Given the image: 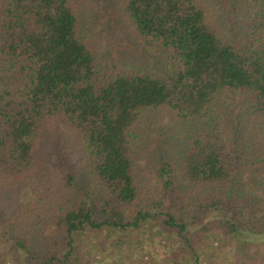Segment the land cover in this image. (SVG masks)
I'll use <instances>...</instances> for the list:
<instances>
[{
	"label": "trees",
	"instance_id": "trees-1",
	"mask_svg": "<svg viewBox=\"0 0 264 264\" xmlns=\"http://www.w3.org/2000/svg\"><path fill=\"white\" fill-rule=\"evenodd\" d=\"M230 1L231 21L215 0H0V191L61 203L51 250L0 224L6 251L0 264H92L74 234L105 226L137 230L152 218L134 208L143 192L134 138L164 112L184 128L185 145L177 161L164 159L156 168L150 196L180 239V253L188 246L198 259L188 230L213 210L226 208L233 217L204 232H264V189L239 196L230 187L238 170L255 175L264 159V0ZM100 5L132 45L160 57L157 66L100 67L83 31ZM50 138L63 144L61 164L47 156ZM79 169L98 182L90 197L78 187ZM197 185L213 189L211 195L196 196ZM42 202L22 208L30 214Z\"/></svg>",
	"mask_w": 264,
	"mask_h": 264
},
{
	"label": "rangeland",
	"instance_id": "rangeland-1",
	"mask_svg": "<svg viewBox=\"0 0 264 264\" xmlns=\"http://www.w3.org/2000/svg\"><path fill=\"white\" fill-rule=\"evenodd\" d=\"M215 1L220 6V13H227L226 18L231 21L232 2L230 0L227 3L225 0ZM103 8L100 5L95 11L97 17L89 19L83 27L90 44L97 52L100 67L104 71H113L114 67L124 68L130 63L135 65L144 63L145 66H152L151 68L157 66L160 63V57H157L154 51L137 46V43L132 45L128 33L123 32L122 27L113 26L110 23L112 20L110 12ZM103 10L107 14L106 21L101 15ZM115 14L114 20L119 22V14ZM100 16L102 19H99ZM0 78L3 76L0 75ZM172 115L164 112L162 116L149 120L148 126L138 130L134 138L135 176L143 188L134 208L148 211L153 217L141 223L137 230L113 231L108 226L100 230L86 229L74 234V245L80 248L85 261L88 258L92 264H177L178 258H181L179 264H264V232L250 234L238 231L235 236L225 235L221 229L204 232L203 228L215 221L233 217V214L229 215L226 208L222 211L209 212L201 221L189 227L188 234L198 241L196 244L198 259L191 253L188 246H185L187 251L184 254L180 253V239L175 231L169 230L164 224V216L159 214V210L151 201L152 192H156L154 188L156 168L164 159L172 158L177 161L178 157H174L181 153L179 146L185 145L184 128ZM240 115V113L235 114L236 117ZM61 127L68 130L63 124ZM235 129V125L231 124L230 130L234 133ZM54 141L53 138L46 140L47 156L55 155L56 160L58 159L57 163L61 164L63 160L60 158L63 153L61 150L64 147L61 141L59 143ZM246 161L244 158L243 165ZM254 170L258 171L255 175L250 174L248 169L238 170V177L236 176V180H233L230 186L234 190L233 194L258 196L262 193L264 159L261 158L256 163ZM253 179L257 181V186L254 188L251 186ZM77 183L82 193L89 197L99 190L98 182L89 169L81 171L79 169ZM188 186L190 187V184ZM193 189L196 196L211 195L213 191L205 185H197ZM227 191L231 193L230 188ZM40 199L43 200L42 204H37L32 213L24 212L22 203L33 205ZM64 201H67L66 197ZM60 204L58 201L54 204L49 203L43 194L35 197L26 196L20 190L0 191V224L13 227L16 234L29 236L41 249L48 251L51 250V241L55 234L53 220ZM169 205L168 202L167 206ZM117 241L123 243L121 247H116L119 244ZM5 256V249L0 248V260Z\"/></svg>",
	"mask_w": 264,
	"mask_h": 264
}]
</instances>
